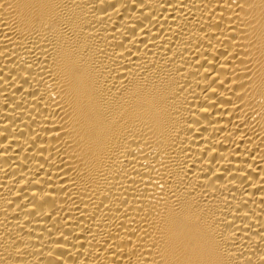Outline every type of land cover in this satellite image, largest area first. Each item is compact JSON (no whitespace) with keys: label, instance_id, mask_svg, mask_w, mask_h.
<instances>
[{"label":"bare ground","instance_id":"6f19581e","mask_svg":"<svg viewBox=\"0 0 264 264\" xmlns=\"http://www.w3.org/2000/svg\"><path fill=\"white\" fill-rule=\"evenodd\" d=\"M0 264H264V0H0Z\"/></svg>","mask_w":264,"mask_h":264}]
</instances>
